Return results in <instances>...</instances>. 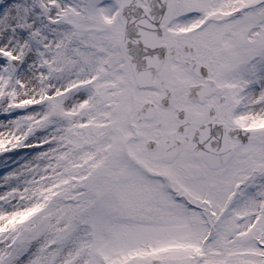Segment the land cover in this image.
Listing matches in <instances>:
<instances>
[{"label":"snow or ice","instance_id":"obj_1","mask_svg":"<svg viewBox=\"0 0 264 264\" xmlns=\"http://www.w3.org/2000/svg\"><path fill=\"white\" fill-rule=\"evenodd\" d=\"M0 264H264V0H0Z\"/></svg>","mask_w":264,"mask_h":264}]
</instances>
